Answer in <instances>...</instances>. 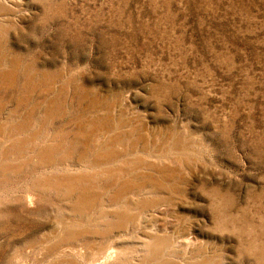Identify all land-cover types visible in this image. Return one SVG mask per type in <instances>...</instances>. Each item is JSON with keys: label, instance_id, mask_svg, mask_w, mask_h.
<instances>
[{"label": "rangeland", "instance_id": "1", "mask_svg": "<svg viewBox=\"0 0 264 264\" xmlns=\"http://www.w3.org/2000/svg\"><path fill=\"white\" fill-rule=\"evenodd\" d=\"M0 264H264V0H0Z\"/></svg>", "mask_w": 264, "mask_h": 264}]
</instances>
